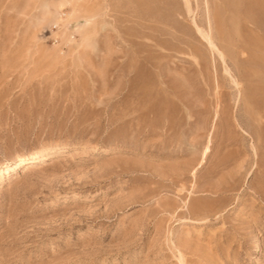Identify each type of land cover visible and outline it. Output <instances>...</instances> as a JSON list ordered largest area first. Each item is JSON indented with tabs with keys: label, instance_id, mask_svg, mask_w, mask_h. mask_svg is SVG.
Returning a JSON list of instances; mask_svg holds the SVG:
<instances>
[{
	"label": "rangeland",
	"instance_id": "rangeland-1",
	"mask_svg": "<svg viewBox=\"0 0 264 264\" xmlns=\"http://www.w3.org/2000/svg\"><path fill=\"white\" fill-rule=\"evenodd\" d=\"M263 7L0 0V264H264Z\"/></svg>",
	"mask_w": 264,
	"mask_h": 264
},
{
	"label": "bare ground",
	"instance_id": "bare-ground-1",
	"mask_svg": "<svg viewBox=\"0 0 264 264\" xmlns=\"http://www.w3.org/2000/svg\"><path fill=\"white\" fill-rule=\"evenodd\" d=\"M185 2L187 3V0H185ZM258 4V3H257ZM261 6V5H260ZM187 7V6H186ZM264 8V7H263ZM197 30H198V32H199V34L201 35V37L202 38H204L205 39V41L208 43V45L211 47V48H215L214 47V45H213V43H212V41L210 40V37H209V35H208V33H204V32H202L199 28H197ZM240 47L239 48H241V44L239 45ZM244 47V46H243ZM238 48V49H239ZM245 48V47H244ZM242 51V50H241ZM217 52H218V54L220 55V57L222 56L221 55V53L217 50ZM222 58V57H221ZM227 72V71H226ZM235 82V81H234ZM236 84V83H235ZM218 93V92H217ZM216 94V93H215ZM219 94V93H218ZM217 95V94H216ZM217 98H218V96H217ZM216 100H218V99H216ZM218 102V101H217ZM216 105V104H215ZM41 159H39V158H37V157H35V158H32V159H30V161H27L26 163H25V160H20V161H18V166H23V165H26V166H28V165H30V164H33V163H35V162H39ZM25 167V166H24ZM8 170L9 169H11L10 167H8L7 168ZM96 195H99V193H96Z\"/></svg>",
	"mask_w": 264,
	"mask_h": 264
}]
</instances>
